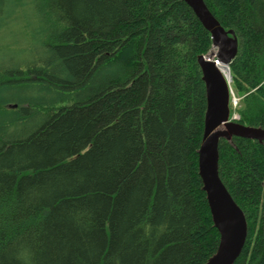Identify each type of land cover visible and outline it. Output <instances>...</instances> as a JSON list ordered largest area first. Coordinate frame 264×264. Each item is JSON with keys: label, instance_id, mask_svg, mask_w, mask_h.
I'll use <instances>...</instances> for the list:
<instances>
[{"label": "trees", "instance_id": "obj_1", "mask_svg": "<svg viewBox=\"0 0 264 264\" xmlns=\"http://www.w3.org/2000/svg\"><path fill=\"white\" fill-rule=\"evenodd\" d=\"M238 38L237 122L264 128V0H204ZM212 38L185 0H0V264H204L197 63ZM264 264V143H219Z\"/></svg>", "mask_w": 264, "mask_h": 264}, {"label": "water", "instance_id": "obj_2", "mask_svg": "<svg viewBox=\"0 0 264 264\" xmlns=\"http://www.w3.org/2000/svg\"><path fill=\"white\" fill-rule=\"evenodd\" d=\"M210 32L211 51L197 58L205 85L206 112L204 132L199 154V175L214 226L220 234L216 251L204 264H235L248 236L245 213L232 197L219 174V143L222 139L240 137L264 143V128L231 120V92L226 75L215 65L218 57L230 72V64L237 56L239 41L232 30H226L208 9L204 0H185Z\"/></svg>", "mask_w": 264, "mask_h": 264}, {"label": "built area", "instance_id": "obj_3", "mask_svg": "<svg viewBox=\"0 0 264 264\" xmlns=\"http://www.w3.org/2000/svg\"><path fill=\"white\" fill-rule=\"evenodd\" d=\"M215 64L217 65V66H223V63H222V61L219 59V58H216L215 59ZM234 104L236 105L237 104V99L234 97ZM234 117H238L237 115H235Z\"/></svg>", "mask_w": 264, "mask_h": 264}, {"label": "bare ground", "instance_id": "obj_4", "mask_svg": "<svg viewBox=\"0 0 264 264\" xmlns=\"http://www.w3.org/2000/svg\"><path fill=\"white\" fill-rule=\"evenodd\" d=\"M258 127V126H257ZM259 127H261V126H259ZM263 128V127H262Z\"/></svg>", "mask_w": 264, "mask_h": 264}, {"label": "rangeland", "instance_id": "obj_5", "mask_svg": "<svg viewBox=\"0 0 264 264\" xmlns=\"http://www.w3.org/2000/svg\"><path fill=\"white\" fill-rule=\"evenodd\" d=\"M236 97H237V95H236Z\"/></svg>", "mask_w": 264, "mask_h": 264}]
</instances>
